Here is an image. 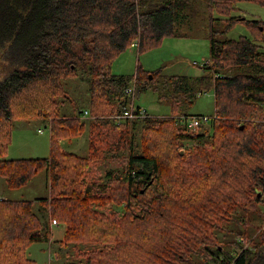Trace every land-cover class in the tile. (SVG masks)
I'll use <instances>...</instances> for the list:
<instances>
[{
  "label": "trees",
  "instance_id": "16d2710c",
  "mask_svg": "<svg viewBox=\"0 0 264 264\" xmlns=\"http://www.w3.org/2000/svg\"><path fill=\"white\" fill-rule=\"evenodd\" d=\"M191 1L0 0V173L10 190L47 176L41 202L46 219L66 227L61 244L75 252L66 264H264V22H243L253 38L228 37L241 22L238 4L264 0H206L205 76L114 72L134 43L142 51L181 37ZM82 69L91 81L88 126L60 118L63 81ZM134 78L135 101L153 84L174 114L110 119L118 101L131 100ZM210 91L215 117L190 133L177 118ZM48 118L55 142L87 127L88 154L57 142L47 158L6 159L16 121ZM183 143L191 146L181 154ZM50 225L35 202L0 199V264H36L28 250L52 238Z\"/></svg>",
  "mask_w": 264,
  "mask_h": 264
},
{
  "label": "rangeland",
  "instance_id": "374dc122",
  "mask_svg": "<svg viewBox=\"0 0 264 264\" xmlns=\"http://www.w3.org/2000/svg\"><path fill=\"white\" fill-rule=\"evenodd\" d=\"M197 1L192 0L190 3L192 7L186 13L189 22L179 30L181 37L166 38L159 47L149 50L140 51L138 46L136 48L132 47L117 61L114 72L120 75L137 76L140 67V72H160L162 78L165 76H185L190 78L205 76L206 72L201 67L204 66L206 61L208 63L210 61V48L205 47L201 39H195V35L201 33L202 21L205 17V6H199ZM238 8L239 11H236L233 15L238 17L241 22L234 24L233 29L228 32V37L231 39L240 37L253 38L256 29L243 22L247 19L264 22V7L252 3H239ZM205 32H207L206 29ZM261 45L264 53V42ZM4 73V64L0 62V81L4 78ZM90 83V75L84 69L79 72L78 77L75 79L63 81L67 94L60 99V118L66 116L69 120L77 119V122L85 123L87 126L89 122L94 120V117L89 116L90 113L87 115L90 118L86 114L84 115L86 111H90ZM152 86L153 84H146V88L149 89L136 98V106L146 109L153 117L173 115L172 107L168 103L160 101L158 92L153 91L151 89ZM134 89L136 90V84ZM126 94L128 95V93ZM117 106L122 108L124 104H120V101H118ZM186 113L190 117L198 115L214 117L216 114L214 93L212 91L200 92L195 104ZM109 118L112 119L113 117L109 116ZM187 118L189 117L182 116L177 118V122L179 123ZM49 120L51 121V119ZM52 122L54 124L53 120ZM71 122L75 123L76 121ZM45 124L46 121H43V119L16 121L6 159L30 160L47 158L51 154L52 144L57 145V142L67 152L79 156L88 154L89 133L87 127H84L85 131L82 134L78 133L74 138L65 141L59 139L55 142L52 132V128L55 125L50 127L49 124L47 126ZM133 132L136 133L135 136H140L139 127L135 128L133 126ZM189 132L193 133L192 131ZM190 146L187 143H183L179 146L178 152L182 154ZM99 169L100 174L104 175L105 167L101 166ZM49 196L48 182L43 175L35 177L27 189L14 191L7 187L5 178L0 173V199L30 200L35 202L36 212L41 217L42 222L44 223L47 220L50 225L52 222H50V219H46L45 203L41 202L43 199H48ZM262 208L264 209V207ZM50 229L52 230V238L41 244H33L28 250L29 259H33L36 264H66L70 259L73 260L75 254L73 248L61 244L66 231L65 225L59 224V226L54 227L50 225Z\"/></svg>",
  "mask_w": 264,
  "mask_h": 264
},
{
  "label": "built area",
  "instance_id": "2783aa9c",
  "mask_svg": "<svg viewBox=\"0 0 264 264\" xmlns=\"http://www.w3.org/2000/svg\"><path fill=\"white\" fill-rule=\"evenodd\" d=\"M132 47L136 48L137 44L134 43ZM204 64H208V62L206 61ZM135 82L136 81H133V83L128 87L126 91V93H128V96L132 97L131 100L130 101L121 100L120 104H123V102L125 101L127 104L122 107L121 113L119 115L113 117V119H115L118 124H120L123 120L144 119L151 116L146 109L136 106L133 95L135 91L134 89ZM85 114L87 116L88 112H86ZM212 119L213 117L198 115V116L189 117L181 122L184 126L188 128L189 131H192L193 133H198L200 127L208 124ZM57 225L58 223L54 220L52 222V226H57Z\"/></svg>",
  "mask_w": 264,
  "mask_h": 264
},
{
  "label": "crops",
  "instance_id": "0c3cea01",
  "mask_svg": "<svg viewBox=\"0 0 264 264\" xmlns=\"http://www.w3.org/2000/svg\"><path fill=\"white\" fill-rule=\"evenodd\" d=\"M197 2H199V6H205V7H206V0H198ZM205 17H206V16H205ZM205 17H204V20L202 21V29H201V33H197V34L195 35V39H201V40L203 41V45H204L205 47H209V48H210V46H209V42H208L207 37H206V32H205V29H206V25H205ZM205 47H204V48H205ZM117 74H119V73H117ZM87 112H89V111H87ZM89 116H90V114H89ZM89 116H87V117L90 118ZM43 121H46L45 126H47V124H49L50 127L53 125L52 120L50 121L49 119H48V120L43 119ZM64 141H65V140H64ZM61 148L63 149V147H61ZM41 175H43V176H44V179L47 180V176H46V175H44V174H41ZM38 176H39V175H38ZM5 181H6V179H5ZM6 184H7V183H6ZM29 186H30V184H29L28 186L22 188V189L14 190V191H20V190L27 189ZM4 199H5V198H4ZM57 226H59V224H58ZM52 227H54V226H52ZM32 260H33V259H32Z\"/></svg>",
  "mask_w": 264,
  "mask_h": 264
},
{
  "label": "water",
  "instance_id": "95a60500",
  "mask_svg": "<svg viewBox=\"0 0 264 264\" xmlns=\"http://www.w3.org/2000/svg\"><path fill=\"white\" fill-rule=\"evenodd\" d=\"M150 79H152V76H150ZM144 192V191H143Z\"/></svg>",
  "mask_w": 264,
  "mask_h": 264
}]
</instances>
